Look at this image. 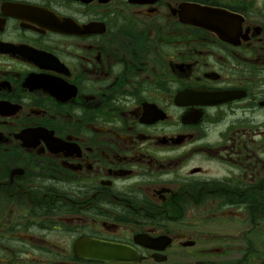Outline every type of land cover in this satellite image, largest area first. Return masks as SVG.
I'll return each mask as SVG.
<instances>
[{
  "label": "flooded vegetation",
  "instance_id": "1",
  "mask_svg": "<svg viewBox=\"0 0 264 264\" xmlns=\"http://www.w3.org/2000/svg\"><path fill=\"white\" fill-rule=\"evenodd\" d=\"M0 264H264V0H0Z\"/></svg>",
  "mask_w": 264,
  "mask_h": 264
},
{
  "label": "water",
  "instance_id": "2",
  "mask_svg": "<svg viewBox=\"0 0 264 264\" xmlns=\"http://www.w3.org/2000/svg\"><path fill=\"white\" fill-rule=\"evenodd\" d=\"M120 250V249H119Z\"/></svg>",
  "mask_w": 264,
  "mask_h": 264
}]
</instances>
